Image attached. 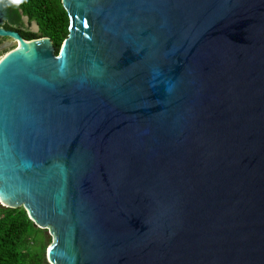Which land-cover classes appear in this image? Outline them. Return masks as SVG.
<instances>
[{
	"label": "water",
	"instance_id": "95a60500",
	"mask_svg": "<svg viewBox=\"0 0 264 264\" xmlns=\"http://www.w3.org/2000/svg\"><path fill=\"white\" fill-rule=\"evenodd\" d=\"M62 4L0 27V203L53 264H264V0Z\"/></svg>",
	"mask_w": 264,
	"mask_h": 264
},
{
	"label": "trees",
	"instance_id": "16d2710c",
	"mask_svg": "<svg viewBox=\"0 0 264 264\" xmlns=\"http://www.w3.org/2000/svg\"><path fill=\"white\" fill-rule=\"evenodd\" d=\"M40 31H25L27 40L48 36L56 53L69 33L70 19L61 0H12ZM47 229L35 225L24 207H6L0 203V264H48L47 245L52 237Z\"/></svg>",
	"mask_w": 264,
	"mask_h": 264
},
{
	"label": "flooded vegetation",
	"instance_id": "af4514ba",
	"mask_svg": "<svg viewBox=\"0 0 264 264\" xmlns=\"http://www.w3.org/2000/svg\"><path fill=\"white\" fill-rule=\"evenodd\" d=\"M0 1H2L3 3V8H2L3 16L1 18L2 21L0 23V27L10 31H16L23 38H26V35L24 33L25 31H40V26L38 22L35 19H30V17L27 14H25L20 7L15 6L16 3H13L12 0H0ZM34 27H36V29H34ZM8 39H10V41L14 43L13 48H15L18 44V41L13 37H8V36L0 37V45L3 43V46H5V43Z\"/></svg>",
	"mask_w": 264,
	"mask_h": 264
},
{
	"label": "rangeland",
	"instance_id": "374dc122",
	"mask_svg": "<svg viewBox=\"0 0 264 264\" xmlns=\"http://www.w3.org/2000/svg\"><path fill=\"white\" fill-rule=\"evenodd\" d=\"M34 25V24H33ZM34 29H36V27H34ZM34 32H38V31H34ZM13 46H14V43L12 42V41H10V39H8L7 41H6V43H5V46H3V43L0 45V59L8 52V51H11L12 49H14L13 48ZM4 206V205H3ZM47 234L48 235H50L51 237H52V235H51V233H50V230L47 228ZM52 240H53V237H52ZM47 249H48V245H47ZM47 249H46V251H47ZM46 258H47V262H48V264H53L52 262H50L49 260H48V257H47V253H46Z\"/></svg>",
	"mask_w": 264,
	"mask_h": 264
},
{
	"label": "clouds",
	"instance_id": "9594fccd",
	"mask_svg": "<svg viewBox=\"0 0 264 264\" xmlns=\"http://www.w3.org/2000/svg\"><path fill=\"white\" fill-rule=\"evenodd\" d=\"M8 52H9V51H8ZM8 52H7V53H8Z\"/></svg>",
	"mask_w": 264,
	"mask_h": 264
}]
</instances>
